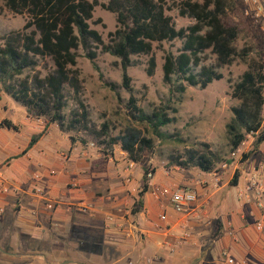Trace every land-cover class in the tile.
I'll use <instances>...</instances> for the list:
<instances>
[{"label":"trees","instance_id":"1","mask_svg":"<svg viewBox=\"0 0 264 264\" xmlns=\"http://www.w3.org/2000/svg\"><path fill=\"white\" fill-rule=\"evenodd\" d=\"M11 12L24 14L26 19L20 29L11 30L0 36V91L17 101L26 116L43 117L47 123H56L60 129H80L96 139V148L104 155L112 154L115 147L126 153V158L138 162L142 155L152 148L151 140L134 135L113 136L108 126L101 123L98 128L88 123L87 111L79 98L78 72L74 67L80 47L84 56L93 61L97 50L107 52L119 59L122 86L130 90L126 67L130 64V55L147 54L145 73L152 75L155 61L151 54L152 43L181 41L175 52L167 51L161 62V80L170 83L173 78L179 81L177 91H183L184 85L198 84L206 86L211 80L221 78L220 73L209 66L199 65V54L210 49L219 64L231 61L235 49L232 42L237 33V26L221 19V4L215 0H107L99 5L115 16L116 25L107 32V42L100 33L89 26L93 7L98 0H1ZM170 4L177 8L180 16H187L193 22L176 28L165 9ZM48 59L51 67L40 75L38 71L31 75L17 77L26 69H33L38 60ZM198 65L196 72L192 67ZM67 85L77 103V109L70 112V118L64 120L62 108L65 105L63 87ZM264 67L262 63L244 70L232 85L230 95L238 100L230 107L231 117L225 124L230 150L236 149L247 134L253 136L251 148L242 152L239 162L245 161L257 150L264 140L261 110L264 102ZM134 98L129 95L130 109L140 119H146L154 126L163 125L173 120L163 108L157 107L149 114L134 105ZM0 126L16 129L10 120H0ZM43 129L30 136L28 145L35 142ZM72 140V137L69 136ZM213 153L204 142H199L187 151L183 158L176 155L170 159V165L186 168L194 165L200 171H210L213 165ZM147 170H143L140 189L131 206V213L139 211L142 195L148 181ZM238 170L234 169L229 185H235ZM220 235V221L216 220L213 238ZM29 249L32 255L45 252L36 243ZM45 250V251H44ZM51 264V263H48Z\"/></svg>","mask_w":264,"mask_h":264},{"label":"crops","instance_id":"2","mask_svg":"<svg viewBox=\"0 0 264 264\" xmlns=\"http://www.w3.org/2000/svg\"><path fill=\"white\" fill-rule=\"evenodd\" d=\"M5 97H0L2 113L6 109ZM2 113L0 120L6 118L16 126V129L0 126V231L7 234L11 231L12 239L24 235L25 242L30 244L53 243L61 240L72 227L93 229L97 224L103 242L120 245L130 242L128 240L133 242L135 230L138 231V243L142 250L143 247L150 250L153 260L144 259L139 250L136 260L130 264H161L165 257L171 256L185 260L183 264H222V251L238 264H264V217L253 204L235 197L236 188L253 169L263 168L264 140L251 154L256 157L247 167L245 164L251 155L230 169L196 170V176L183 174V179L178 181L167 172V177L157 174L152 184H173L195 190L197 202L190 210L177 214L164 200L160 209L145 190L139 211L131 213L140 174L132 167L130 180H124L123 167L129 161L124 151L115 147L112 154L104 155L95 148L92 153L88 146L83 147L77 140L67 137L68 147L61 150L57 147L63 141L50 130L55 124L47 123L43 117H28L25 111L20 121L11 120ZM42 129L29 146L30 136ZM61 151L64 157L59 155ZM50 169L53 170L51 174ZM234 169L238 170L236 184L227 185ZM35 172L39 175L37 179L33 178ZM226 173L228 178L223 181ZM36 186L41 189L40 194L33 191ZM229 187L234 188L232 193ZM47 202L54 205L48 208ZM78 205L84 206L86 213L76 212ZM161 210L166 219L156 228L151 223L156 221V214ZM217 219L220 235L213 238ZM257 220L262 223L261 230L254 228ZM182 230L189 233L185 239H182ZM44 249L45 252L35 256L43 258L53 253L62 256L58 252H64L62 246L58 252ZM27 253L32 255L30 251ZM0 254L15 255V252L1 246Z\"/></svg>","mask_w":264,"mask_h":264},{"label":"rangeland","instance_id":"3","mask_svg":"<svg viewBox=\"0 0 264 264\" xmlns=\"http://www.w3.org/2000/svg\"><path fill=\"white\" fill-rule=\"evenodd\" d=\"M106 1L98 0L93 7L92 17L88 21L89 26L100 33L104 42L108 40L107 32L112 31L116 25L114 14L99 5L100 2L105 3ZM196 1L202 2L203 0ZM208 1L211 3L210 7L215 4V0ZM218 1L221 4L222 21L231 22L237 26V33L232 42L235 52L227 64H219L210 49H205L199 54V65L209 66L221 75V78L211 80L204 87H200L198 84L189 85L181 81L184 90L180 92L175 88L179 82L175 78L170 83L162 82L163 55L167 51L175 53L180 48L181 41L178 39L152 43L151 54L155 61L152 75L145 73L146 60L149 55H130L131 62L126 67L130 90L122 86L121 67L116 56L97 50L96 57L91 62L84 56L80 47L76 50V64L73 68L78 72L79 98L87 111L88 123L96 128L101 123L107 124L108 132L113 136L131 134L150 139L152 148L145 152L133 166L134 172L140 174V180L144 169L150 171V175H146L150 185L154 182L157 174L167 177L165 174L167 172L169 176H173V180L178 181L182 180L185 175L194 176L195 172L198 173L196 166L189 165L186 168H181L177 165H170V159L176 155L185 158L187 151L199 142L206 143L208 150L213 153L214 160L210 171L225 170L227 167L230 169L233 164H240V154L251 148L253 136L247 134L238 146V152L231 155L225 124L232 115L230 107L238 103V100L230 95L232 85L244 70L262 63L263 60L264 0H260L261 12L259 16L253 15L252 6L245 0ZM167 3L170 8L165 9V13L171 16L176 28L193 22L190 17L180 16L177 8L172 6L169 1ZM25 19L24 14L9 11L0 0V36L8 31L20 29ZM50 67L51 62L48 59L38 60L33 69H26L17 77L31 75L36 71L43 75ZM198 69V65L192 67L193 72ZM63 92L65 105L62 108V114L66 121L70 118V112L77 109V103L67 85L63 87ZM262 93L264 96V88ZM129 95L134 98V105L140 108L143 113L149 114L153 109L161 107L169 117H173V120L156 127L146 119H140L130 109ZM0 97H5L6 102L4 113L0 110V114L2 113L3 116L11 120L20 121L24 116L22 106L3 91H0ZM263 107L264 104L261 110L264 127ZM52 124L56 125V123ZM50 130L52 135H56L63 141L62 145L57 147L61 150L67 149L69 136L72 137V140H77L83 147L88 146L89 152L93 153V149L96 148L97 140L83 130H65L60 129L57 125H52ZM255 157L256 155H251L245 167ZM106 162L111 166L109 161ZM223 163L225 166H222ZM227 178L226 173L222 180L225 181ZM140 187V184L137 185V191ZM229 189L231 193L234 190L232 187ZM134 198H136V194ZM85 210L76 209L75 211L84 214ZM135 233L133 242L128 240L130 242L121 244V246L118 243L103 242L101 228L97 224L93 226V229L82 230L72 227L61 240L40 245V248L53 249L54 252L62 246L64 252L57 251L58 255L62 254V256H55L53 253L52 256L41 258L35 255L29 257L27 252L32 245L25 242L24 235L12 239L11 231L7 234L3 230L0 231V247L2 246L4 250L14 251L15 255L0 254V264H130L131 261L136 260L135 254L139 250L144 259L149 257L148 261H152L153 254L145 247L142 250L141 244L137 241L138 231L135 230ZM114 237L117 236H109V238ZM184 261L178 256H171L165 257L161 264H183Z\"/></svg>","mask_w":264,"mask_h":264},{"label":"built area","instance_id":"4","mask_svg":"<svg viewBox=\"0 0 264 264\" xmlns=\"http://www.w3.org/2000/svg\"><path fill=\"white\" fill-rule=\"evenodd\" d=\"M249 5L252 6L253 15L259 16L261 12V4L260 0H245ZM246 13V11H244ZM262 64L264 67V56L262 60ZM92 144V143H90ZM239 148L237 147L233 151H231V155H234L238 152ZM59 155L64 157L65 154L61 151ZM134 166L133 161L129 160L123 167L125 171L124 180L127 182L130 180V170ZM225 166V163L222 164ZM260 167L259 169H261ZM209 172V171H207ZM212 172V171H210ZM53 173V170H49V174ZM147 176L150 175V171H147ZM39 177L38 173H33V178L37 179ZM5 190V188H4ZM33 191L37 194L41 193V189L36 186L34 187ZM146 191L150 197L157 203L160 209L163 208V200L166 201L171 209L177 213L181 214L188 210H190L193 205L197 202V194L194 189L187 187V186H177L173 184H159L154 183L152 185L147 186ZM235 197L237 200L245 201L248 203L253 204L256 208L260 210V214L264 217V166L261 170L253 169V171L245 178L244 182L238 186L235 190ZM54 203L47 202L46 207L51 208ZM79 208L84 210V206L78 205ZM166 219V214L163 210L159 211L156 214V221L151 223L156 228H159L160 221H164ZM131 226V225H130ZM134 228V227H133ZM254 228L256 230L262 229L261 221L254 222ZM127 234V233H126ZM189 235L188 232L182 230L181 236L182 239H185ZM221 256L223 259L222 264H238L235 259L230 256H227L224 251L221 252Z\"/></svg>","mask_w":264,"mask_h":264}]
</instances>
